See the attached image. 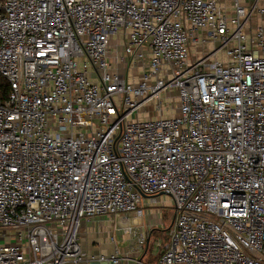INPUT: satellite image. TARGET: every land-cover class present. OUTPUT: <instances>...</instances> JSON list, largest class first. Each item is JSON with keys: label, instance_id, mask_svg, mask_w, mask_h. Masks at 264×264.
I'll return each mask as SVG.
<instances>
[{"label": "built area", "instance_id": "1", "mask_svg": "<svg viewBox=\"0 0 264 264\" xmlns=\"http://www.w3.org/2000/svg\"><path fill=\"white\" fill-rule=\"evenodd\" d=\"M0 80V264H123L82 223L161 195L156 264H264V0H0Z\"/></svg>", "mask_w": 264, "mask_h": 264}, {"label": "crops", "instance_id": "2", "mask_svg": "<svg viewBox=\"0 0 264 264\" xmlns=\"http://www.w3.org/2000/svg\"><path fill=\"white\" fill-rule=\"evenodd\" d=\"M108 219H119L114 217H99L90 220H86L82 223L80 228V240L79 243L84 254L87 257H98L100 255H111L116 250H118L124 259L123 264H156L159 260L160 241L156 242L153 239L150 240L152 231H150L149 226L143 225L136 226L141 231H147L149 238L144 249L139 248L138 242L136 240L129 239L124 240L122 234L116 233L111 230L109 224H107ZM99 221L95 224V221ZM127 225V224H126ZM154 230V229H153ZM159 232V231H158ZM146 234H144L145 236ZM115 239V241H112ZM119 239V240H117ZM149 241V243H148ZM156 244V245H155ZM137 245V246H135Z\"/></svg>", "mask_w": 264, "mask_h": 264}, {"label": "rangeland", "instance_id": "3", "mask_svg": "<svg viewBox=\"0 0 264 264\" xmlns=\"http://www.w3.org/2000/svg\"><path fill=\"white\" fill-rule=\"evenodd\" d=\"M207 48L210 49V46ZM223 57L221 56L220 59ZM132 74V71L130 72V75ZM173 90L169 91L166 94H163L160 98V100H156L152 104H149L144 107L143 110H141L137 115L136 118L138 119H145V118H150L154 117L156 118L157 116L160 117L157 114V110L159 108V105L165 109L166 107H169L172 109L174 107L175 103L178 102L176 99V93L172 92ZM175 96V98L173 97ZM176 108L175 111H171L170 113H165L166 116H176ZM163 115V116H165ZM146 203V204H145ZM145 203L143 204V207L145 208V216L143 218V225L146 227L147 225L149 226L150 231L153 229H158L163 232H160V238L157 236L155 239L157 241H166L168 239V231L171 228V225L173 224L174 218H175V211H174V206H173V201L170 197L166 195H161L156 198V203H152L150 198H145ZM134 214H128V216L133 217ZM107 224H109V227H111V230L122 234V238L124 240H129V239H134L138 240V237H144V234H147V231L144 232L141 231L138 227H131V225H126L124 221L119 220V219H108L106 220ZM99 221H95L94 223L97 224ZM142 225V224H141ZM135 229L130 232L129 229ZM119 240V239H117ZM112 241H115L113 239ZM155 241V240H154ZM3 244H5V241H2ZM162 245V243H160ZM156 245V244H155ZM137 246V245H135ZM158 251L160 253L161 247L158 248Z\"/></svg>", "mask_w": 264, "mask_h": 264}, {"label": "trees", "instance_id": "4", "mask_svg": "<svg viewBox=\"0 0 264 264\" xmlns=\"http://www.w3.org/2000/svg\"><path fill=\"white\" fill-rule=\"evenodd\" d=\"M7 91H8V87H7V85L4 83V81L3 80H0V96L1 97H5L6 96V94H7ZM159 231V232H158ZM160 232H163V231H161V230H158V229H154V230H152V233H151V236H150V240L152 239L151 237L153 236V239L156 241V242H158L156 239H155V237H159L160 238ZM168 233H169V231H168ZM168 239H169V236H168ZM168 239L165 241H162L161 243H162V245H161V251H160V254H159V257L161 256V254H162V252L164 251V247H165V245L168 243ZM159 259V258H158Z\"/></svg>", "mask_w": 264, "mask_h": 264}, {"label": "water", "instance_id": "5", "mask_svg": "<svg viewBox=\"0 0 264 264\" xmlns=\"http://www.w3.org/2000/svg\"><path fill=\"white\" fill-rule=\"evenodd\" d=\"M173 224H174V221H173ZM173 224L171 225V228H172ZM148 243H149V241H148Z\"/></svg>", "mask_w": 264, "mask_h": 264}]
</instances>
